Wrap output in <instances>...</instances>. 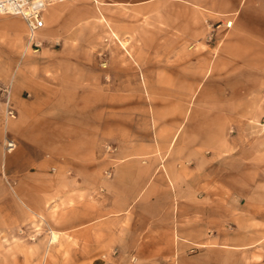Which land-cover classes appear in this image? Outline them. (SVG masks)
<instances>
[{
  "label": "crops",
  "instance_id": "1",
  "mask_svg": "<svg viewBox=\"0 0 264 264\" xmlns=\"http://www.w3.org/2000/svg\"><path fill=\"white\" fill-rule=\"evenodd\" d=\"M108 7L148 6L72 0L48 7L39 70L36 56L25 53L23 19L8 17L9 27L0 28V82L12 81L16 113L7 125L0 113V151L7 140L17 145L0 153L17 181L16 197L0 195V214L14 216L12 223L2 220L0 232L34 233L42 225L33 219L45 221L39 238L3 246L0 264H212L213 247L220 253L253 247L228 241L227 199L229 184L259 182V159L229 140V132L239 138L241 121L264 116V0L173 1L172 37L194 45L175 66L179 79L173 82L186 90L166 102L174 104L171 111H159V99L153 101L151 112L141 115L147 133L126 140L105 161L94 140L99 111L88 108L101 104L93 53L100 28L106 24L125 46L105 15ZM129 14L124 38L132 33ZM212 23L217 29L210 44ZM251 188L254 197L259 187ZM8 200L12 207L5 212Z\"/></svg>",
  "mask_w": 264,
  "mask_h": 264
},
{
  "label": "rangeland",
  "instance_id": "2",
  "mask_svg": "<svg viewBox=\"0 0 264 264\" xmlns=\"http://www.w3.org/2000/svg\"><path fill=\"white\" fill-rule=\"evenodd\" d=\"M68 1L72 0L55 4ZM142 1L148 6L146 11L137 10L135 7L128 9L108 7L104 10L114 32L121 41L125 42V46L114 37L113 30L105 24L99 30V48L93 51L96 55L94 58L97 60L99 73V87L94 88V91L99 92L101 104L98 110L88 108V112L99 111L100 134L95 136L94 140L98 145L100 158L105 161L111 160L126 140L135 139L147 133L145 129L146 127L149 129V125L146 126L141 115L143 112L147 114L151 112V106L154 107L153 101L159 99V111H171L174 104L166 102L172 101L173 97L181 95L186 90L173 82L179 79L175 66L179 60L187 59V54L194 45H187L186 41L177 42L172 37V3L175 0ZM128 14L131 15L130 30L132 33L131 36L124 38L123 32L125 29L128 30ZM8 17L11 15H0V28L9 27L5 23ZM210 28L206 41L211 44L215 39L214 31L217 25L212 23ZM140 35L144 38L140 39ZM59 43L58 40L55 45L58 46ZM45 46L46 43L39 51H34L25 40V53L29 52L36 56L38 70V67L42 69L44 65L45 58L40 57V53ZM72 89L69 88V91ZM79 90L91 91L92 88H80ZM11 92L12 81L7 84L0 82V113H4V125H7L9 120L15 119L8 115L9 110L13 109ZM69 111H74V109H69ZM77 121L81 120L75 119V122ZM88 122L91 123L90 120ZM241 123L244 124L241 125L244 129L242 135L239 138L234 137L233 130L229 132V140L233 138V143L242 147L244 152L254 150V155H257L259 159V182L252 185L251 182L238 181V183L228 185L227 232L229 242L240 240L244 243H253L254 246L243 249L228 246L226 253L223 249L220 253L219 248L213 247L212 264H264V116L251 122L241 121ZM71 138L74 140V137ZM9 141L12 140H7ZM6 144L2 143L3 152L0 151V153L4 155L13 153V151H7ZM230 164L235 166L234 162ZM55 171L54 168L51 169L52 173ZM112 171V167L105 168L101 177L109 175L108 173ZM16 182L11 178V173L5 169L0 155V195L9 194L16 197ZM251 187H259L254 197L250 194ZM1 206L0 201V208ZM4 207L5 212L11 209L12 202L10 200L4 202ZM3 219L5 223H12L14 216L7 218L0 214V223ZM32 223L42 225L43 229L45 221L43 217L37 216ZM23 229L26 230V228ZM42 229L34 233L21 230L0 232V255L5 251L3 246L10 248L15 240H28L33 235L39 238V234L43 233ZM195 264L203 263L196 260Z\"/></svg>",
  "mask_w": 264,
  "mask_h": 264
},
{
  "label": "built area",
  "instance_id": "3",
  "mask_svg": "<svg viewBox=\"0 0 264 264\" xmlns=\"http://www.w3.org/2000/svg\"><path fill=\"white\" fill-rule=\"evenodd\" d=\"M61 1L67 0H0V15L21 17L28 28V45L34 51H39L44 45L43 40L39 36L40 31L45 27L43 14L48 7ZM8 115L11 118H16L13 109L9 110ZM16 147L17 145L14 141H9L6 144L8 152L14 151ZM108 149L111 150L109 147ZM108 174L110 175L111 172Z\"/></svg>",
  "mask_w": 264,
  "mask_h": 264
},
{
  "label": "bare ground",
  "instance_id": "4",
  "mask_svg": "<svg viewBox=\"0 0 264 264\" xmlns=\"http://www.w3.org/2000/svg\"><path fill=\"white\" fill-rule=\"evenodd\" d=\"M57 236V235H56ZM56 238V237H55Z\"/></svg>",
  "mask_w": 264,
  "mask_h": 264
}]
</instances>
